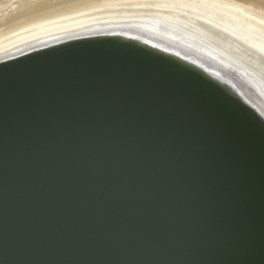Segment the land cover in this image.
Returning <instances> with one entry per match:
<instances>
[{
  "label": "water",
  "instance_id": "obj_1",
  "mask_svg": "<svg viewBox=\"0 0 264 264\" xmlns=\"http://www.w3.org/2000/svg\"><path fill=\"white\" fill-rule=\"evenodd\" d=\"M117 32L0 60V264H264V116Z\"/></svg>",
  "mask_w": 264,
  "mask_h": 264
},
{
  "label": "bare ground",
  "instance_id": "obj_2",
  "mask_svg": "<svg viewBox=\"0 0 264 264\" xmlns=\"http://www.w3.org/2000/svg\"><path fill=\"white\" fill-rule=\"evenodd\" d=\"M99 32L137 37L201 65L235 86L264 116V7L253 2H42L7 18L0 60Z\"/></svg>",
  "mask_w": 264,
  "mask_h": 264
},
{
  "label": "rangeland",
  "instance_id": "obj_3",
  "mask_svg": "<svg viewBox=\"0 0 264 264\" xmlns=\"http://www.w3.org/2000/svg\"><path fill=\"white\" fill-rule=\"evenodd\" d=\"M56 0H0V30L6 27L7 18L18 11L32 7L42 2ZM242 2H253L264 7V0H239ZM21 7V9H20Z\"/></svg>",
  "mask_w": 264,
  "mask_h": 264
}]
</instances>
